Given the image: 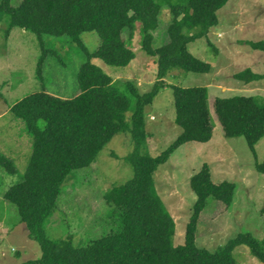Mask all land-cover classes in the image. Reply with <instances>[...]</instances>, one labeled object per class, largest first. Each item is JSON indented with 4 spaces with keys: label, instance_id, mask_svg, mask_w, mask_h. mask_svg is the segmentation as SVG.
I'll list each match as a JSON object with an SVG mask.
<instances>
[{
    "label": "trees",
    "instance_id": "1",
    "mask_svg": "<svg viewBox=\"0 0 264 264\" xmlns=\"http://www.w3.org/2000/svg\"><path fill=\"white\" fill-rule=\"evenodd\" d=\"M227 1L19 0L15 5L10 0L0 1V13L8 15L6 35L12 28H20L36 36L42 49L36 71L39 79L47 51L43 35H68L86 57L78 70L75 95L66 98L47 91L33 92L10 107L31 134L32 150L20 179L2 194L16 206L19 222L41 250L39 257L19 264H237L233 251L240 245L247 246L249 254L264 264V235L257 239L250 232L238 233L215 251L196 245L197 224L207 199L212 197L228 207L234 197L233 182H214L205 162L190 177L196 200L184 242L178 245L173 244L175 221L154 182L158 166L177 147L186 142H208L212 137L207 87L167 85L164 78L174 69L195 73L212 70V64L191 54L187 45L217 25V10ZM164 5L171 18L164 27L165 38L154 46ZM136 23L140 24L141 50L156 60V82L150 90L140 92L127 81L122 92L91 59L99 58L115 67L129 65L135 58L131 42ZM93 30L98 32L100 43L88 52L80 35ZM245 42L264 52V40ZM233 76L244 84L264 79V73L249 67ZM166 86L173 90L174 121L182 130L166 149L152 156L146 149L145 108ZM212 105L223 134L243 136L255 155V144L264 136V97H216ZM119 132H128L133 141L132 152L124 156L133 167V176L104 192L105 202L115 208V228L82 245L74 244L71 236L49 238L44 226L55 212L63 183L73 170L94 162ZM0 166L7 174L17 171L13 161L1 153ZM255 169L264 174V160L257 162Z\"/></svg>",
    "mask_w": 264,
    "mask_h": 264
},
{
    "label": "rangeland",
    "instance_id": "2",
    "mask_svg": "<svg viewBox=\"0 0 264 264\" xmlns=\"http://www.w3.org/2000/svg\"><path fill=\"white\" fill-rule=\"evenodd\" d=\"M156 1L184 3L186 0ZM18 2L10 0L12 5ZM216 14L217 25L206 36L187 45L191 54L212 64V70L195 73L174 69L164 78L167 85L207 87L212 137L208 142L180 145L154 173L156 190L175 221L174 245L184 242L186 224L196 200L189 180L201 165L204 162L209 165L214 182L226 180L235 184L233 201L228 207L209 197L200 213L196 245L210 251L219 249L238 233L250 232L257 239L264 235V174L255 169V164L264 160V136L255 144L254 155L243 136L223 134L212 105L216 97L264 96V79L251 82H260L263 86L260 88L259 84L244 85L233 76L248 67L264 73V52L252 49L245 42L264 40V0H228ZM170 18L168 6L164 5L161 25L154 33V46L165 38L164 27ZM7 24V13H0V153L13 161L17 171L7 174L0 166V264H19L39 257L41 250L27 235L24 223L19 222L16 206L2 194L20 179L32 150L31 134L10 107L33 92L47 91L66 98L75 95L78 70L86 57L68 35H43V47L47 51L39 79L36 71L42 49L36 36L20 28H12L6 35ZM140 37V24L136 23L131 42L135 58L125 67L91 59L112 77L122 92L127 81L133 82L140 92L150 90L156 82V60L141 50ZM80 38L88 52L95 51L100 43L96 30L84 32ZM255 60L259 61L256 66L252 65ZM174 117L173 90L166 86L145 108L146 149L152 156L166 149L181 133ZM133 148L131 135L119 132L99 151L94 162L70 173L61 187L55 212L44 226L49 238L71 236L74 244L82 245L115 228L112 215L115 208L105 202L103 195L108 188L133 176L132 165L124 160ZM233 256L237 264H263L249 254L245 245L236 247Z\"/></svg>",
    "mask_w": 264,
    "mask_h": 264
},
{
    "label": "crops",
    "instance_id": "3",
    "mask_svg": "<svg viewBox=\"0 0 264 264\" xmlns=\"http://www.w3.org/2000/svg\"><path fill=\"white\" fill-rule=\"evenodd\" d=\"M255 59H256V58H255ZM258 62H259V61H256V60H255V61L252 63V65H255V66H256V65L258 64ZM253 71L256 72L257 70H253ZM256 73H259V72H256ZM250 84H252V85H254V86L257 85V84H259V85H260V88L263 87V86L261 85L260 82H253V83L250 82ZM244 85H246V84H244ZM248 85H249V84H248ZM263 97H264V96H263ZM1 115H2V114L0 113V116H1Z\"/></svg>",
    "mask_w": 264,
    "mask_h": 264
}]
</instances>
